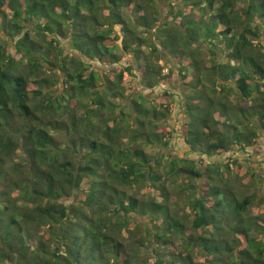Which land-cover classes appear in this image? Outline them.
<instances>
[{
  "label": "trees",
  "instance_id": "1",
  "mask_svg": "<svg viewBox=\"0 0 264 264\" xmlns=\"http://www.w3.org/2000/svg\"><path fill=\"white\" fill-rule=\"evenodd\" d=\"M180 2L186 14L182 7L160 20L156 0H0V264H134L136 245L152 244L147 235L166 246L178 234L188 240L184 252L153 264H264V241L256 235L264 226L247 216L254 194L226 205L230 196H222L234 188L218 165L203 170L187 157L163 164L144 150L167 144L161 121L171 110L124 93V75L134 77V66L110 78L111 70L87 72L80 57L63 56L60 38L101 66L119 63L117 50L132 53L147 89L169 78L160 61L172 57L183 79L182 136L190 152L252 146L264 130V0ZM115 25L121 47L108 43L111 35L118 39ZM219 52L226 61L216 60ZM46 68L53 82L43 76ZM57 69L65 79L55 98L44 88L57 81ZM204 177L200 194L194 181ZM170 178L185 179L177 190L189 192L190 216L173 209ZM134 187H151L162 200L126 193ZM79 192L83 199H76ZM134 217L152 227L160 221V229L141 223L147 234L129 244L122 232L132 238ZM187 220L194 236L186 233Z\"/></svg>",
  "mask_w": 264,
  "mask_h": 264
},
{
  "label": "rangeland",
  "instance_id": "2",
  "mask_svg": "<svg viewBox=\"0 0 264 264\" xmlns=\"http://www.w3.org/2000/svg\"><path fill=\"white\" fill-rule=\"evenodd\" d=\"M169 1L172 0H156L157 2V8L160 13V20L162 19H170V15H173V11L177 9L184 8L185 11H183L184 14H186L188 11V8L186 9L185 6L181 5L180 0L179 4L175 3L173 7H168ZM175 1V0H174ZM106 13V11H105ZM160 22V21H159ZM158 22V23H159ZM113 29L118 36V39L115 38L113 35L110 36V40L108 43L110 45H118L121 47L122 42V32L119 25L113 26ZM219 29H223L222 26L219 27ZM24 30H30V27H26ZM152 36H153V30H151ZM31 36L34 37V32L30 33ZM141 34V33H140ZM143 37L147 38L148 35L144 34L142 32L141 34ZM2 38L7 39L6 46L8 47V52L12 55H15V48L13 47V42L8 39L4 34H2ZM6 43V42H5ZM40 43H43L42 40ZM60 45L61 49L64 55H76L80 57L83 61L87 63V72L90 70H97L99 72H102L103 69L105 71L113 72V73H107L108 77L112 78L113 74H117L119 71H122L126 66L132 65L134 77L124 75V80L122 82L123 91L126 95L129 97L134 96L136 93H140L142 95L146 96V104L148 106H156L159 107L161 104H168L171 110L169 118H167L166 121H161V126L165 132H168L169 136L165 137L167 144L162 146L159 144L156 145H143L144 150L152 157H155L156 159H160L163 164L168 159H175L178 157H187L190 159H193L195 161V167L202 168L203 170L207 169L208 166L218 165L220 171L225 176L231 177V183L227 186L232 187L233 192H236V195H227L222 196V198H228V203H233L235 200H240L245 196H248L250 194L255 195L254 204L251 208L247 211V216L251 217V221L258 220V223L261 224V226H264V203L262 200L264 199V130L260 131L258 139L254 142L252 146H247L243 150L239 148L238 146H233L229 151H222L219 153H215L212 155H196L195 153H191L190 150L187 148V145L184 142L183 136H182V123L185 121V115L183 113V79L179 76V73L177 71V62L172 57H166L167 59L160 61V64L163 65V73L165 75H169V78L166 80H162L158 85H156L152 89L144 88L140 83V74L139 71L136 68L135 58L133 57L132 53H123L120 50H117L116 53L120 55L121 59L119 63H115L108 66H101L99 63L95 61H91L86 59V57H82L79 53H76L74 50L71 49L69 41L67 39L60 38ZM142 51L147 53L149 49L147 47L142 48ZM18 57V56H16ZM217 61H226V58L222 55V53H218L216 56ZM26 63V60L23 62ZM183 64H187L188 60H183ZM49 67V65H46ZM141 72L143 71V68L140 67ZM172 70V72H171ZM58 79L52 86H48L44 88V92L48 95H53V97L57 98L60 95H62L63 89H64V76L62 72L57 69L56 70ZM44 77L50 76V81L53 82L55 80V74L49 75V72L47 68L44 70ZM192 79L191 72H188L187 78L185 81H188ZM34 88V86H31ZM84 100H87L85 98ZM162 109V105L160 106ZM83 112V109L77 108V113L81 114ZM218 118V116H217ZM221 120L223 118L219 117ZM59 139V137H58ZM62 141V139H60ZM237 163V164H236ZM227 164V167H225ZM229 172V173H227ZM254 174L256 177L255 179H252L251 175ZM201 178L200 180L194 181L195 185H199L200 188V194H204L208 185L207 179ZM236 178V181H235ZM185 182V179L176 181L177 183L173 182V178H170L169 180L165 181V186L168 187L169 190L172 191L170 195L171 203L174 205L173 209L178 212L179 216H185L189 215V208H188V200L187 196L188 191H185L181 194H178V188L180 183ZM189 183V182H188ZM86 185L85 182L82 183L81 189L84 188ZM227 186L225 188H227ZM125 191L127 194H132L138 198H150L152 195H156L155 201L159 202L162 200V197L159 195L158 191H155L151 187H145L144 189L139 190L137 187L127 189L125 188ZM82 192H79L77 194L76 199H83ZM71 202V198L66 201L67 204ZM133 215V214H132ZM190 216V215H189ZM239 219H242L239 216ZM134 225H132L131 228H135L137 226V230L132 231V238L131 236H128V234L123 231L122 232V238L126 240L129 244H132L131 242L136 243L135 241L141 240L146 234L147 231L144 229V227L141 225V223H148L149 227L151 228V232L155 233L157 232L160 226V221L156 222L157 226L152 227L151 224H149V221L143 217H134L133 219ZM186 227V233L192 234L193 236L196 234L191 227L190 223H188V220L185 222ZM153 233L150 235L153 236ZM180 234H178V237L174 239L173 245H162L157 244L153 241V238L151 236L147 237L150 239V242L152 244H149L148 242H144L143 245H136L140 248H135L137 251L140 252V257H137L134 264H153L158 257H164L165 260L168 262H172V257H170V253L172 252H181L183 250L181 244L183 246L186 245L187 242L185 237H180ZM253 235V234H252ZM255 235V234H254ZM257 238L264 241V234L259 233L257 231L256 233ZM182 238V240H181ZM134 245V244H132ZM194 245L190 243L188 245L189 250L193 249V254H198L196 252V249H194ZM184 252V251H182ZM184 254V253H183ZM186 253L184 254V256ZM194 260H198V258L195 257ZM177 264V263H176Z\"/></svg>",
  "mask_w": 264,
  "mask_h": 264
}]
</instances>
